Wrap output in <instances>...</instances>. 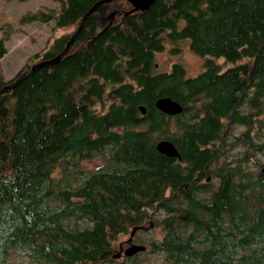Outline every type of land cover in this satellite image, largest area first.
<instances>
[{
  "label": "trees",
  "instance_id": "16d2710c",
  "mask_svg": "<svg viewBox=\"0 0 264 264\" xmlns=\"http://www.w3.org/2000/svg\"><path fill=\"white\" fill-rule=\"evenodd\" d=\"M54 1L19 21L77 27L97 0ZM185 41L199 72L157 67L158 52ZM164 95L182 111L158 109ZM263 125L264 0L98 4L58 62L0 93V264L111 263L118 237L157 212L163 232L150 244L163 264H264ZM236 126L242 147L221 160ZM20 250L28 260L14 263Z\"/></svg>",
  "mask_w": 264,
  "mask_h": 264
},
{
  "label": "rangeland",
  "instance_id": "374dc122",
  "mask_svg": "<svg viewBox=\"0 0 264 264\" xmlns=\"http://www.w3.org/2000/svg\"><path fill=\"white\" fill-rule=\"evenodd\" d=\"M54 7L58 8V2L54 0H0V37L9 30L5 38L6 53L0 58V76L4 79H11L21 68H24L27 61L29 63L37 61L43 56V53L50 47L53 40L62 35L73 32L76 29L75 25L65 27H53L54 20L48 22H40L34 20L31 22H20L19 18L27 10L35 11L39 7ZM186 43L177 53L170 54L168 50L158 52L156 54L157 67L161 69L168 68L173 60L182 61L187 69L188 74H194L202 69V57L191 51ZM37 54V55H36ZM221 60V59H219ZM243 129V126L231 127L228 129L226 141L232 143V149L227 153L222 154V159L231 157L238 148L242 147V142L236 140V135ZM264 134V125L261 129ZM237 142H236V141ZM258 156L264 161V152ZM229 160V159H227ZM99 162V159L87 161L88 167L94 166ZM217 180V179H216ZM162 213V212H161ZM160 212L154 213L153 226L137 231L136 238L144 243L151 240H156L162 235V226L156 223V219L161 217ZM148 224V221L145 223ZM127 233L121 234L117 240L126 237ZM147 244V243H146ZM20 251H16L13 255L14 263H21L28 260L27 257L21 256ZM161 254L157 252H141L135 260H127V264H134L137 261L141 264H163ZM123 261V260H122ZM122 261H117V264H123ZM115 264V262H113ZM111 264V263H107Z\"/></svg>",
  "mask_w": 264,
  "mask_h": 264
},
{
  "label": "water",
  "instance_id": "95a60500",
  "mask_svg": "<svg viewBox=\"0 0 264 264\" xmlns=\"http://www.w3.org/2000/svg\"><path fill=\"white\" fill-rule=\"evenodd\" d=\"M105 1H111V0H97L89 9L88 11H86L80 20V23L78 24V26L76 27V29L71 33L69 39L67 40L65 46L63 47V49L57 53L56 55H54L51 58H47V59H40L38 61H36L35 63H33L30 68L27 71L22 72L17 78H15L13 81L7 82L4 85L0 86V93L7 91L8 89L14 87L23 77H25L27 74L34 72L36 69H38L40 66L43 65H47V64H52L55 62H58L61 57L68 51L72 41L74 40L76 34L78 33V31L80 30V28L82 27L84 20L86 18V16L88 14H90L91 12H93L96 7L98 6V4L105 2ZM129 1L132 6L133 9L135 10H143L148 8L154 0H127ZM114 14V11L111 10L109 13V18L111 19L112 16ZM111 21V20H110ZM252 70V68H251ZM250 70V72H251ZM155 106L160 109L161 111H163L166 114L169 115H174V114H178L182 111L183 106L182 104L177 101L176 99L164 95V96H159L156 100H155ZM140 109L142 112L145 111L144 106H140ZM157 147L164 153L169 154V155H176L179 157L178 152L176 151L175 145L171 140L168 139H163L160 140L157 144ZM149 225H151V219L149 221ZM139 227V225H134L132 226L131 230H130V234L132 236V234L135 232V230ZM129 240L131 239V237L128 238ZM145 249V245L144 244H139V243H132L130 244L125 250L124 252L126 254H132L136 251L139 250H144ZM120 252L118 253H113L114 255H119Z\"/></svg>",
  "mask_w": 264,
  "mask_h": 264
},
{
  "label": "flooded vegetation",
  "instance_id": "af4514ba",
  "mask_svg": "<svg viewBox=\"0 0 264 264\" xmlns=\"http://www.w3.org/2000/svg\"><path fill=\"white\" fill-rule=\"evenodd\" d=\"M206 178L209 179V176H207ZM150 219H151V217H150ZM150 219H149V221H150ZM149 221H148L147 225L145 223L139 224V227L135 230V232L132 234V236L130 234V230H131L130 229L128 232H126L127 233L126 237L117 240V242H116L117 243V247H115L113 253H115V254L118 253V252H120V253H119V255L112 254V256L110 257L111 264H114L113 262H115V264H117L116 262L118 260L119 261L123 260L122 261L123 264H127V262H126L127 260H135L141 254V252H145V251H147V252H156V251H152L151 250V244H150L151 242L150 241L149 242L145 241V243H144L142 240H139V239L136 238V234H137L138 230H141V229H146L147 230L148 228L153 226V220L151 219V225H149ZM129 237H131L130 240L128 239ZM132 243L144 244L145 245V249L136 251V252H134L132 254H126L124 252V250ZM134 264H137V263H134Z\"/></svg>",
  "mask_w": 264,
  "mask_h": 264
}]
</instances>
